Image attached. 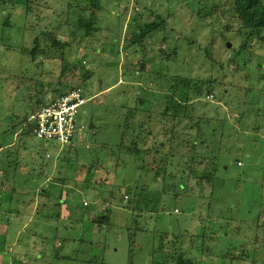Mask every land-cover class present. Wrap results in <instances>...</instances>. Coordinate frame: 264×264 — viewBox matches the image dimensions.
Here are the masks:
<instances>
[{"label":"rangeland","instance_id":"1","mask_svg":"<svg viewBox=\"0 0 264 264\" xmlns=\"http://www.w3.org/2000/svg\"><path fill=\"white\" fill-rule=\"evenodd\" d=\"M94 4L0 0V264H264V43L242 47L232 0ZM77 85L85 130L29 137L33 104Z\"/></svg>","mask_w":264,"mask_h":264},{"label":"trees","instance_id":"2","mask_svg":"<svg viewBox=\"0 0 264 264\" xmlns=\"http://www.w3.org/2000/svg\"><path fill=\"white\" fill-rule=\"evenodd\" d=\"M90 2L92 4V7H93L94 10H98L99 9V6L97 4H94V0H90ZM232 6H233L232 8L234 10V14L237 17L238 21L240 22L239 31H242V32L244 31L245 35H246L245 41H243L242 47L246 46V43H247L248 40H253V39H257L260 42L264 43V36L262 35V31L264 30V5H261L259 3V0H232ZM94 15H95L94 13L91 14L92 17H90V19L87 20L85 26L79 25L80 28H82L85 36H88L89 34H92V33L96 32V30H97L93 26V24L91 22V19L94 17ZM158 27H160V29H165V23H164L163 26L155 25L154 27H151L150 29H147L143 33V36H142L143 39H142L141 42H143V45H145V43L148 42L147 41L148 37H151L153 32L156 31ZM242 32H240V33L242 34ZM165 39H166L165 36H162V40L165 41ZM142 52H144L143 49H142ZM172 81L173 82H171V83L168 82V86H167L168 93L166 95L162 94L163 97H161V99L165 100V101H167L169 98L171 99V102H172V104L170 106L171 113L173 114L175 119L181 120V115L184 114V112H185V110L187 108L186 107L187 105H186V103H182L184 101L180 102V100L178 101V99H176V98L181 97V94L179 96H178V94H176L177 90H178V87H176V86H178V84L177 85H174V84L181 82L182 85L187 86L189 80L184 81V80H181L179 77L178 78L175 77V78L172 79ZM155 82L156 81H151V84L155 85L154 84ZM80 85H77V86H74V87H80ZM71 88H72L71 86H63L61 89L54 90V93L55 94L65 93L68 90H70ZM150 88H152V87H149V86L147 87L146 86V88L144 87V90L142 91L141 98H144L143 101H140L141 105H142L141 106L142 108H146V107L149 108L148 106L152 105L153 99H150L149 98V94H148V92H150V91L152 92V90ZM158 93H162V92H158ZM206 97L208 98V95ZM158 98H156V99L158 100ZM40 103H41V100L40 101H36L33 104V108L35 107V105H39ZM183 106H185V107H183ZM26 119H27V116H26ZM26 119L23 120V122L25 121V123H26ZM129 122L130 121H128L127 123H129ZM25 127H26L25 128V133L27 135H29V137H31L33 139V135L31 133L30 128L28 126H25ZM122 138L123 137L121 136L120 141H122ZM135 141L137 142V139ZM1 147L2 146H0V149H2ZM127 197L128 196H124V200H129ZM90 202H91V200H90ZM5 211H7L8 213L11 212V211H9V209L4 210V212ZM1 214L2 213L0 211V218L2 217ZM15 217H18V216L15 214ZM5 221L8 222V218L5 219ZM202 232H204V228H203ZM4 234L6 236V233H4ZM204 238H205L204 235H200L199 238L196 237V239H201V242H202V240ZM4 239H5V237H4ZM81 240L82 239H80V241ZM193 240H195V239L194 238L191 239V242H194ZM62 244H63V241H62ZM25 248H26V246H25ZM29 248H31L32 252H33V248L29 246V247H27V250ZM181 250H184V249H182L181 247L180 248L177 247L176 254L174 256L168 257L167 259L168 260L170 259L171 262H176L177 264H195L194 261L186 259V257L188 256L186 251L183 252V253H179V251H181ZM186 260H188V261H186ZM187 262H190V263H187Z\"/></svg>","mask_w":264,"mask_h":264},{"label":"built area","instance_id":"3","mask_svg":"<svg viewBox=\"0 0 264 264\" xmlns=\"http://www.w3.org/2000/svg\"><path fill=\"white\" fill-rule=\"evenodd\" d=\"M90 100L81 87L48 95L35 105L26 119L33 138L42 143L69 145L85 130L78 124L81 108ZM174 213H178L177 209Z\"/></svg>","mask_w":264,"mask_h":264},{"label":"crops","instance_id":"4","mask_svg":"<svg viewBox=\"0 0 264 264\" xmlns=\"http://www.w3.org/2000/svg\"><path fill=\"white\" fill-rule=\"evenodd\" d=\"M63 188H64V186H62ZM95 199V196H93V194H90V195H88V200H94ZM174 211V210H173ZM66 232V231H65ZM63 238H65V237H63ZM62 241H64L65 243H67L66 242V239L64 240V239H62ZM77 244H78V242L77 241H75ZM74 242V240H72V243H70V244H72V245H76V243ZM153 261V260H152Z\"/></svg>","mask_w":264,"mask_h":264},{"label":"water","instance_id":"5","mask_svg":"<svg viewBox=\"0 0 264 264\" xmlns=\"http://www.w3.org/2000/svg\"><path fill=\"white\" fill-rule=\"evenodd\" d=\"M227 47H229L230 46V44L229 43H227V45H226Z\"/></svg>","mask_w":264,"mask_h":264}]
</instances>
